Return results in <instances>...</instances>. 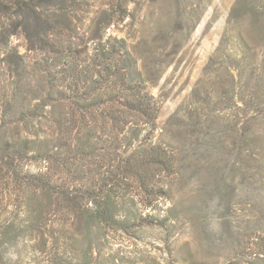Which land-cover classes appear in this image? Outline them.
I'll return each instance as SVG.
<instances>
[{
	"label": "trees",
	"instance_id": "obj_1",
	"mask_svg": "<svg viewBox=\"0 0 264 264\" xmlns=\"http://www.w3.org/2000/svg\"><path fill=\"white\" fill-rule=\"evenodd\" d=\"M145 1L0 0L3 244H19L14 232L27 231L53 249L57 264H99L92 255L108 233L172 235L184 221L192 233L195 220L177 211L180 197L197 191H186L188 170L227 184L228 138L236 159L250 164L238 168L242 175L254 168L253 122L242 129L235 122L228 137L217 133L212 114L200 118L196 90L170 118L172 139L156 136L160 107L149 81L127 40L108 32ZM15 39L24 41V52ZM230 93L220 92L225 110L243 104ZM262 209L249 222L251 235L264 226ZM237 227H231L233 246ZM190 246L184 261L194 264Z\"/></svg>",
	"mask_w": 264,
	"mask_h": 264
},
{
	"label": "rangeland",
	"instance_id": "obj_2",
	"mask_svg": "<svg viewBox=\"0 0 264 264\" xmlns=\"http://www.w3.org/2000/svg\"><path fill=\"white\" fill-rule=\"evenodd\" d=\"M238 1L146 0L133 18L108 31L127 40L149 81L160 107L158 139H172L170 118L182 104L191 102L196 90L200 118L205 121L212 114L210 123L217 133L228 137L229 126L235 122L239 129L253 122L248 135L258 160H251L254 168L244 177L238 168L249 163L236 159L238 149L230 148L228 138L224 149L229 159L227 184L188 170L186 191H197L184 200L180 197L177 211L195 220L192 233L185 221L177 223L172 235L157 229L108 233L92 255L99 258V264H190L184 261L190 259L187 243L197 259L194 264H264V226L253 231L254 235L249 228L250 221L260 218V208L264 209V0H244L240 5ZM14 43L25 51L23 40ZM222 89L230 90L234 102L243 100V104L225 110ZM164 131L168 133L161 136ZM240 150L248 152V148ZM5 215L0 217L1 225ZM232 225L238 226L237 246L230 237ZM14 233L20 235L17 245L3 244L0 238V264L58 263L53 261V249L38 244V236Z\"/></svg>",
	"mask_w": 264,
	"mask_h": 264
}]
</instances>
